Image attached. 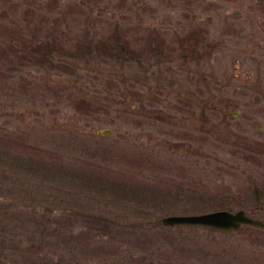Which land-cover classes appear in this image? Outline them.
<instances>
[{
    "label": "rangeland",
    "instance_id": "1",
    "mask_svg": "<svg viewBox=\"0 0 264 264\" xmlns=\"http://www.w3.org/2000/svg\"><path fill=\"white\" fill-rule=\"evenodd\" d=\"M262 207L264 0H0V264H255L161 218Z\"/></svg>",
    "mask_w": 264,
    "mask_h": 264
},
{
    "label": "water",
    "instance_id": "2",
    "mask_svg": "<svg viewBox=\"0 0 264 264\" xmlns=\"http://www.w3.org/2000/svg\"><path fill=\"white\" fill-rule=\"evenodd\" d=\"M110 129L98 130V133H108ZM164 225H201L221 230L237 229L244 224H252L264 228V220L249 216L243 209L231 211L218 209L199 214H170L161 218Z\"/></svg>",
    "mask_w": 264,
    "mask_h": 264
},
{
    "label": "flooded vegetation",
    "instance_id": "3",
    "mask_svg": "<svg viewBox=\"0 0 264 264\" xmlns=\"http://www.w3.org/2000/svg\"><path fill=\"white\" fill-rule=\"evenodd\" d=\"M262 209H264L263 207H262ZM249 215V214H248ZM251 216V215H250ZM253 217V216H252ZM256 218V217H255ZM251 264V263H250ZM255 264H264V261H262V262H260V261H257Z\"/></svg>",
    "mask_w": 264,
    "mask_h": 264
},
{
    "label": "trees",
    "instance_id": "4",
    "mask_svg": "<svg viewBox=\"0 0 264 264\" xmlns=\"http://www.w3.org/2000/svg\"><path fill=\"white\" fill-rule=\"evenodd\" d=\"M33 52H36V51H33Z\"/></svg>",
    "mask_w": 264,
    "mask_h": 264
}]
</instances>
